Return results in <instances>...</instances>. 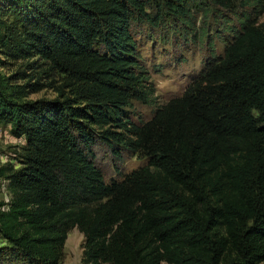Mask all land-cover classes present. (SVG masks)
<instances>
[{
    "label": "trees",
    "instance_id": "trees-1",
    "mask_svg": "<svg viewBox=\"0 0 264 264\" xmlns=\"http://www.w3.org/2000/svg\"><path fill=\"white\" fill-rule=\"evenodd\" d=\"M214 8L238 23L223 55L141 126L122 117L155 93L133 24L189 32ZM263 12L264 0H0V68L19 63L0 69V123L24 140L17 164H0V264H60L73 228L82 264L264 263ZM44 88L57 97L28 99ZM97 140L147 164L105 182Z\"/></svg>",
    "mask_w": 264,
    "mask_h": 264
},
{
    "label": "rangeland",
    "instance_id": "rangeland-1",
    "mask_svg": "<svg viewBox=\"0 0 264 264\" xmlns=\"http://www.w3.org/2000/svg\"><path fill=\"white\" fill-rule=\"evenodd\" d=\"M218 11L227 17V26L220 22ZM235 11H241V7ZM235 11L214 8L212 15L207 17L202 12H194L191 16L192 30L189 32L179 21H168L159 27H152L144 22L134 23L131 33L136 43L137 58L147 71L155 93L150 104L132 101L130 106L123 107L122 117L141 126L152 118L158 107L180 96L194 76L201 72L205 63L222 56L226 45L233 40L235 29H238ZM256 17L258 23H264V12ZM18 66L19 63L0 69L8 75ZM56 97L52 88H44L28 95L30 100H51ZM23 144L24 140L14 137L8 125L0 123V164H17L16 153ZM114 147L117 153L111 151L107 142L97 140L92 148L94 162L102 170L105 182L111 179L121 180L132 170L147 164L145 157L130 151L126 145L115 143ZM6 185V181L0 177V200L3 201L9 198ZM82 245V234L76 228L71 229L60 264H82Z\"/></svg>",
    "mask_w": 264,
    "mask_h": 264
}]
</instances>
